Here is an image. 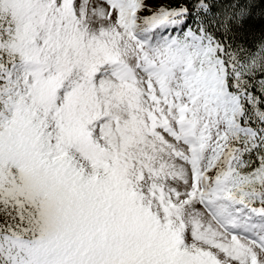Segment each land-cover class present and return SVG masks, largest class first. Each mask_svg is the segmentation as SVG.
I'll use <instances>...</instances> for the list:
<instances>
[{
	"label": "snow or ice",
	"instance_id": "obj_1",
	"mask_svg": "<svg viewBox=\"0 0 264 264\" xmlns=\"http://www.w3.org/2000/svg\"><path fill=\"white\" fill-rule=\"evenodd\" d=\"M0 264H264V0H0Z\"/></svg>",
	"mask_w": 264,
	"mask_h": 264
}]
</instances>
